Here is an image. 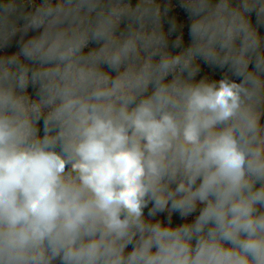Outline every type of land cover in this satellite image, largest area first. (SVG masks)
I'll list each match as a JSON object with an SVG mask.
<instances>
[{
	"label": "clouds",
	"instance_id": "obj_1",
	"mask_svg": "<svg viewBox=\"0 0 264 264\" xmlns=\"http://www.w3.org/2000/svg\"><path fill=\"white\" fill-rule=\"evenodd\" d=\"M264 0H0V264H264Z\"/></svg>",
	"mask_w": 264,
	"mask_h": 264
},
{
	"label": "trees",
	"instance_id": "obj_2",
	"mask_svg": "<svg viewBox=\"0 0 264 264\" xmlns=\"http://www.w3.org/2000/svg\"><path fill=\"white\" fill-rule=\"evenodd\" d=\"M262 31H264V29H262Z\"/></svg>",
	"mask_w": 264,
	"mask_h": 264
}]
</instances>
